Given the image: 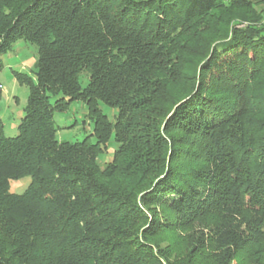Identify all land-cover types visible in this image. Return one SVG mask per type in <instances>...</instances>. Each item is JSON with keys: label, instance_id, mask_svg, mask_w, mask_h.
Listing matches in <instances>:
<instances>
[{"label": "trees", "instance_id": "trees-1", "mask_svg": "<svg viewBox=\"0 0 264 264\" xmlns=\"http://www.w3.org/2000/svg\"><path fill=\"white\" fill-rule=\"evenodd\" d=\"M261 5L0 0V69L18 41L36 46L30 74L12 71L28 88L17 135L0 119V264H207L213 246L215 264H264ZM229 11L239 23L191 45L193 23ZM73 102L92 131L59 142L54 114ZM196 224L206 233L175 260L158 239Z\"/></svg>", "mask_w": 264, "mask_h": 264}, {"label": "rangeland", "instance_id": "rangeland-1", "mask_svg": "<svg viewBox=\"0 0 264 264\" xmlns=\"http://www.w3.org/2000/svg\"><path fill=\"white\" fill-rule=\"evenodd\" d=\"M257 11L264 13V5L257 6ZM239 14L236 11L216 12L213 16L201 19L193 23L192 28L187 31L188 34H198L190 42L194 48L208 46L211 48L213 42L218 39L221 33L228 31L230 27L239 23ZM188 38L186 36L185 40ZM211 45V46H210ZM207 48V49H208ZM188 57V55H185ZM36 58V46L18 41L11 50L1 56L2 68L0 69V119L3 125V132L6 137H14L17 135V125L20 118L23 117V108L26 104L28 96V88L26 85H20L13 77L12 71L19 73L30 74ZM81 84H85V75L82 74L80 78ZM100 109L110 121H113L116 111L105 105L100 104ZM87 109L85 105L80 102H73L69 105L64 113H55L54 121L57 128L56 139L59 142H80L92 131V123L86 117ZM114 146L110 142L107 151L99 158V163L103 165L104 162L111 160V155ZM30 182V178L25 177L19 180H10L9 191L11 193L20 194L24 192ZM221 221V220H220ZM217 218H208L209 224L220 223ZM200 224L194 225L189 230L177 232L175 234L163 235L158 239L160 244L166 247V251L175 260L187 258L190 255L191 249L198 240V237L204 236L205 230H201ZM198 247V246H197ZM196 249V248H195ZM200 252L202 249L198 247ZM207 257L204 261L207 264H215L214 259L218 260L222 257L216 246L210 250L204 249ZM197 251V252H199ZM193 253V256L198 257L199 253ZM217 262V261H216Z\"/></svg>", "mask_w": 264, "mask_h": 264}]
</instances>
